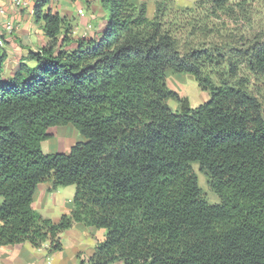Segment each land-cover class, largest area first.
<instances>
[{"label": "trees", "instance_id": "obj_1", "mask_svg": "<svg viewBox=\"0 0 264 264\" xmlns=\"http://www.w3.org/2000/svg\"><path fill=\"white\" fill-rule=\"evenodd\" d=\"M100 2L105 28L74 39L53 0H37L46 45L8 78L0 58V246L48 243L50 255L81 223L105 236L79 264H264V39L237 31L243 1H156L151 19L145 2ZM168 70L208 99L190 106ZM67 124L84 140L44 153L48 129ZM45 181L75 187L57 221L33 207Z\"/></svg>", "mask_w": 264, "mask_h": 264}, {"label": "crops", "instance_id": "obj_2", "mask_svg": "<svg viewBox=\"0 0 264 264\" xmlns=\"http://www.w3.org/2000/svg\"><path fill=\"white\" fill-rule=\"evenodd\" d=\"M36 1L21 0V3L16 5L11 0H0V58L3 60L1 71L3 78L13 75L28 49L39 50L48 41L42 20H36L33 14ZM67 1L58 0V3L51 4V7L53 11L66 16L72 23L75 22L72 37L74 39L98 37L105 28L107 18L101 2L86 4L87 10L84 15L77 14L76 17L66 5ZM80 6L77 5L76 11L82 9ZM100 18L101 20L96 22ZM92 22L96 24L92 25ZM58 188H53L47 181L42 182L38 185L33 198V207L45 217H49L47 214L49 209L46 205L52 204L55 208H61L60 214L52 218L53 221H57L61 214L68 213L72 209L74 192H70L71 198L62 199ZM55 192L58 193L57 197L54 196ZM104 236L105 229L74 223L71 228L60 234L63 245L61 251L47 255L48 243H44L41 248H36L29 242L0 246V264H79L80 261L87 263L96 243L103 240ZM67 250L70 258L65 256Z\"/></svg>", "mask_w": 264, "mask_h": 264}, {"label": "rangeland", "instance_id": "obj_3", "mask_svg": "<svg viewBox=\"0 0 264 264\" xmlns=\"http://www.w3.org/2000/svg\"><path fill=\"white\" fill-rule=\"evenodd\" d=\"M78 1V3H75ZM100 0H68L66 5L72 10L74 16L77 17L84 15L86 9V4L98 3ZM132 2L139 4L141 2H145L147 5V17L149 19L154 17L155 14V3L156 1L162 0H131ZM197 0H175V5L178 8L184 7H192L194 6ZM243 1V6L245 8L246 20H239L236 23V29L238 28L240 33H243L244 39H252L254 35L261 36L264 39V0H230L231 3H237ZM58 3V0H53V3ZM77 5H81L82 9L84 10L83 14H80L78 10L76 11ZM80 6V7H81ZM106 16H108L109 10L104 8ZM66 19H68L66 17ZM108 17L106 18L107 21ZM100 19L96 20V22L100 21ZM75 24V22H73ZM92 25L96 24L95 22L91 23ZM242 24V26H239ZM239 35V34H238ZM242 35V34H241ZM239 37V36H238ZM240 38V37H239ZM167 77V85L170 89L177 91L180 95L187 97L189 104L191 106H196L199 103L204 102L208 99L209 95L207 91L202 90L195 78L190 73H175L171 70L166 72ZM257 93L264 101V85L260 84L256 86ZM168 105L172 109H177L178 103L173 99H168ZM48 133L51 135L47 140H44L41 144L42 151L44 153L49 152H68L70 147L78 141L84 140V137L76 130V128L72 124L62 125V126H54L48 129ZM194 170L198 177V184L202 189L203 195L207 199L209 203H217L219 198L215 192L211 189L209 185L208 177L202 173L198 169V165L196 163L193 164ZM49 182V181H47ZM50 185L51 182H49ZM60 197L68 199L71 198L70 192H74L75 187L74 185L68 186H59L58 188ZM58 195L57 192L54 193ZM56 195V197H57ZM37 208H39L37 206ZM46 208L49 209L47 212L48 216L52 219L53 217L56 218L58 214L61 212V208H55L54 205L48 204ZM41 210V208H40ZM46 214V213H45ZM65 256L70 258L69 251H66Z\"/></svg>", "mask_w": 264, "mask_h": 264}, {"label": "built area", "instance_id": "obj_4", "mask_svg": "<svg viewBox=\"0 0 264 264\" xmlns=\"http://www.w3.org/2000/svg\"><path fill=\"white\" fill-rule=\"evenodd\" d=\"M14 4L19 5L21 3V0H11ZM78 12L80 14H83L84 10L83 9H79Z\"/></svg>", "mask_w": 264, "mask_h": 264}]
</instances>
